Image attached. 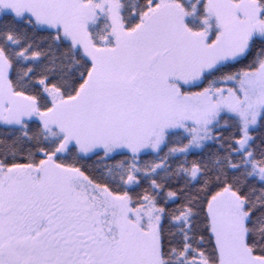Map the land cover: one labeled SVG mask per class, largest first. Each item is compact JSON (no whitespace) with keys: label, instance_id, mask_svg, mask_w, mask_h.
Segmentation results:
<instances>
[{"label":"snow or ice","instance_id":"obj_1","mask_svg":"<svg viewBox=\"0 0 264 264\" xmlns=\"http://www.w3.org/2000/svg\"><path fill=\"white\" fill-rule=\"evenodd\" d=\"M0 264H264V0H0Z\"/></svg>","mask_w":264,"mask_h":264}]
</instances>
